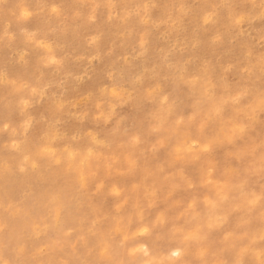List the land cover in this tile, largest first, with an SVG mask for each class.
Segmentation results:
<instances>
[{"label": "clouds", "instance_id": "1", "mask_svg": "<svg viewBox=\"0 0 264 264\" xmlns=\"http://www.w3.org/2000/svg\"><path fill=\"white\" fill-rule=\"evenodd\" d=\"M0 264H264V0H0Z\"/></svg>", "mask_w": 264, "mask_h": 264}]
</instances>
